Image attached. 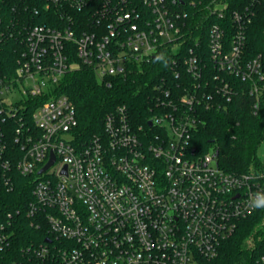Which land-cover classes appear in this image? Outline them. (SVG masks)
Wrapping results in <instances>:
<instances>
[{"label": "built area", "instance_id": "2783aa9c", "mask_svg": "<svg viewBox=\"0 0 264 264\" xmlns=\"http://www.w3.org/2000/svg\"><path fill=\"white\" fill-rule=\"evenodd\" d=\"M88 18L63 15L54 25L28 29L16 74L0 78V188L18 173L33 180L28 213L44 220L43 241L27 264H207L241 220L264 198L262 166L242 174L218 165V151L193 144L199 109L221 108L237 96L221 73L249 84L257 114L264 93L259 58L244 61L243 35L227 42L220 22L241 24L221 0H44ZM203 6L210 26L208 51L196 41L182 55L190 8ZM170 47L175 86L156 85L146 126L126 105L103 122L100 135L78 136L72 101L58 93L62 78L88 67L108 86L134 65ZM208 63L210 64L208 66ZM208 66V67H207ZM46 100L39 103V98ZM151 123V124H149ZM46 171L40 173L51 161ZM10 237L0 231V264ZM264 264V256L261 258ZM10 261L8 264H15Z\"/></svg>", "mask_w": 264, "mask_h": 264}, {"label": "trees", "instance_id": "16d2710c", "mask_svg": "<svg viewBox=\"0 0 264 264\" xmlns=\"http://www.w3.org/2000/svg\"><path fill=\"white\" fill-rule=\"evenodd\" d=\"M221 1L227 2L228 9L237 11L242 17L240 25L230 20L220 22L227 42L234 41L236 28L240 26L243 59L259 58L264 74V0ZM44 3V0H0V78L7 79L16 74L30 27L62 24L63 15L76 14L85 20L89 15L87 8L80 12L68 5L47 9ZM188 12V36L181 53L183 55L198 41L205 49L206 58L210 26L219 22L210 17L203 6L190 8ZM176 57L170 47L163 48L150 62L134 65L126 76L112 77L110 86L101 82L88 67L67 73L61 80L58 93L67 96L76 108L78 136L86 140L100 135L106 115L118 105H126L133 121L146 126L153 107L149 97L155 95L154 87L163 81L175 86L182 79L172 71ZM221 77L235 84L237 96L221 108L199 109L200 123L192 142L201 154L214 147L218 151V165L226 172L242 174L261 168L259 150L264 146V93L255 114L252 105L256 99L246 93L249 84L223 73ZM45 100L41 97L38 101ZM32 201V177L17 173L9 187L0 188V231L10 237L6 264L10 261L27 264L24 261L28 250L32 252L43 241L47 223L29 215ZM262 256L264 208H259L251 217L239 222L236 232L222 244L219 255L207 264H262Z\"/></svg>", "mask_w": 264, "mask_h": 264}, {"label": "clouds", "instance_id": "9594fccd", "mask_svg": "<svg viewBox=\"0 0 264 264\" xmlns=\"http://www.w3.org/2000/svg\"><path fill=\"white\" fill-rule=\"evenodd\" d=\"M253 206L256 208H264V198L254 201Z\"/></svg>", "mask_w": 264, "mask_h": 264}, {"label": "water", "instance_id": "95a60500", "mask_svg": "<svg viewBox=\"0 0 264 264\" xmlns=\"http://www.w3.org/2000/svg\"><path fill=\"white\" fill-rule=\"evenodd\" d=\"M151 124V123H149ZM55 161V158H54V155H52V159L51 161L43 168V170L40 172V173H43L44 171H46L49 167H51V165L54 163Z\"/></svg>", "mask_w": 264, "mask_h": 264}, {"label": "rangeland", "instance_id": "374dc122", "mask_svg": "<svg viewBox=\"0 0 264 264\" xmlns=\"http://www.w3.org/2000/svg\"><path fill=\"white\" fill-rule=\"evenodd\" d=\"M213 149H214V147H211L210 151L213 152ZM259 156L261 158H264V146H262V148L259 150Z\"/></svg>", "mask_w": 264, "mask_h": 264}]
</instances>
